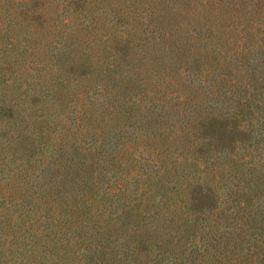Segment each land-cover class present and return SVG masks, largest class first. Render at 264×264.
Returning a JSON list of instances; mask_svg holds the SVG:
<instances>
[{
	"label": "trees",
	"instance_id": "trees-1",
	"mask_svg": "<svg viewBox=\"0 0 264 264\" xmlns=\"http://www.w3.org/2000/svg\"><path fill=\"white\" fill-rule=\"evenodd\" d=\"M0 264H264V0H0Z\"/></svg>",
	"mask_w": 264,
	"mask_h": 264
}]
</instances>
